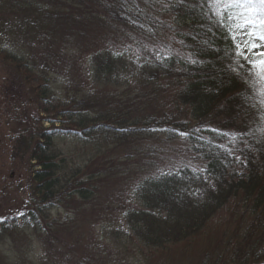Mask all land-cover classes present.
<instances>
[{"label":"trees","instance_id":"1","mask_svg":"<svg viewBox=\"0 0 264 264\" xmlns=\"http://www.w3.org/2000/svg\"><path fill=\"white\" fill-rule=\"evenodd\" d=\"M233 47L204 0H0V55L38 83L32 99L46 114L16 136L38 167L26 213L34 231L45 239L50 209L64 203L119 207L101 213L102 235L150 264L226 209L229 222L194 264H264V108ZM64 136L77 156L56 147ZM119 184L122 197L104 195Z\"/></svg>","mask_w":264,"mask_h":264},{"label":"rangeland","instance_id":"2","mask_svg":"<svg viewBox=\"0 0 264 264\" xmlns=\"http://www.w3.org/2000/svg\"><path fill=\"white\" fill-rule=\"evenodd\" d=\"M171 19L169 15L164 18ZM255 51V50H254ZM5 53V52H2ZM0 55V264H142L136 251L126 253L109 239L101 230V213H119L115 206L86 205L78 207L74 202L49 211L48 236L43 239L40 232L28 224L26 213L31 206L32 172L38 167L29 160L26 153L17 149L16 136L32 123L46 116L40 112L39 103L32 99V89L38 84L21 79L11 61ZM84 56L74 67V75L83 81L87 72ZM82 70V72H81ZM54 80H58L53 77ZM64 79V78H63ZM65 80V79H64ZM84 83H81L83 85ZM63 84H54L62 92ZM47 126L45 120H41ZM56 147L64 153L75 154L79 143L69 136L57 138ZM78 163L81 158L75 159ZM104 195L117 200L123 195L122 187L112 185ZM109 199V198H108ZM22 212L23 215H17ZM230 212L221 210L211 221L205 234L195 238L193 244L185 241L171 245L169 250L154 253L150 264L158 259L170 257L178 261L187 257L194 264L210 238L219 235L220 230L230 220ZM67 223L64 224V221ZM48 221H42V229ZM98 242V243H97ZM98 244V245H97ZM97 245V246H96ZM100 247V249L96 248ZM95 248V249H94ZM146 264V262L144 263Z\"/></svg>","mask_w":264,"mask_h":264},{"label":"snow or ice","instance_id":"3","mask_svg":"<svg viewBox=\"0 0 264 264\" xmlns=\"http://www.w3.org/2000/svg\"><path fill=\"white\" fill-rule=\"evenodd\" d=\"M204 2L216 17L217 25L228 33V39L234 46L236 63L251 77L245 82L253 89L255 96L259 98L258 103L264 108V0H204ZM156 58L161 59L159 53L156 54ZM163 58H168L167 53ZM196 62L192 60V63ZM233 71L237 69L234 68ZM261 118L264 119V113ZM213 131L219 130L213 129ZM178 134L181 137L189 136L186 132ZM221 134L231 136L233 139L245 135V133ZM236 159L240 158L236 157ZM17 215L23 213L19 212Z\"/></svg>","mask_w":264,"mask_h":264}]
</instances>
